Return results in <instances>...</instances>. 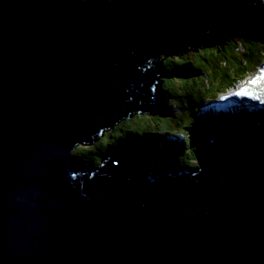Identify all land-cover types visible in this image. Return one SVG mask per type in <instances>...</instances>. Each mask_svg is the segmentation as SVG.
Masks as SVG:
<instances>
[{
    "label": "water",
    "instance_id": "1",
    "mask_svg": "<svg viewBox=\"0 0 264 264\" xmlns=\"http://www.w3.org/2000/svg\"><path fill=\"white\" fill-rule=\"evenodd\" d=\"M106 1L0 0V264H264V112L205 130L194 168L153 176L136 144L70 167L154 109L150 60L217 43L181 0L143 16Z\"/></svg>",
    "mask_w": 264,
    "mask_h": 264
},
{
    "label": "rangeland",
    "instance_id": "2",
    "mask_svg": "<svg viewBox=\"0 0 264 264\" xmlns=\"http://www.w3.org/2000/svg\"><path fill=\"white\" fill-rule=\"evenodd\" d=\"M125 1L134 3L135 8L142 7L145 10L152 6L150 4H153V0H144V2H142L143 4L140 6L136 4L139 0ZM181 1L183 6L186 7V10L188 9L189 11L198 9L195 8L197 6L200 7L197 4V0L195 1L196 4H193V2L191 3L189 0ZM200 1L201 3L203 2L202 0ZM210 1L211 2L208 3L209 9L203 7L201 10L199 9V12L206 11L211 15V21L215 26L212 30V35L217 37V43L211 47L197 48L182 53L173 52L167 56L162 55L156 57V59H152L153 61H149L147 65L150 64L154 66L157 72H161L162 67L171 72L179 69L182 70L178 73L160 75L157 83H155L159 93L154 94V96L157 100V105H159V103L162 105L159 107L160 109L157 108L153 101L148 102V104L150 103L149 105L154 106L153 110L134 112L130 114L127 120H121L123 121V126L127 124L128 126L131 125L137 133H145V135L152 139L151 141L156 140V145L160 144L159 141H166L160 139V135H156V133H162L164 136L173 137L176 140L180 137L181 142L183 141L186 147L184 148V152H179L177 150L174 152L180 154L183 161L191 154L195 163L194 167L197 166L198 162L197 154L199 153L197 152V148L200 137L202 133L208 129L205 118L200 115L205 108H209V105L202 103L200 107H203L194 110L195 95L201 100L209 98L216 100L217 104H222L223 102L226 104L228 102L226 100L228 99H225V101L222 100L223 88L220 89V87L223 82H227L236 76H243L252 86L264 89V75L260 74L261 68L264 69V66H262V64L264 65V43L262 44L260 42L264 41V11L258 9L251 12L250 5L247 4L246 0ZM158 2L159 0H156V3ZM231 5H244L247 9L236 12L238 16L231 19H226L223 15L222 19L226 20L217 19L216 14H218L219 11L224 12V14H230ZM229 20L234 21L233 25L228 26L234 31L231 29L225 30L219 26V24H224L225 21ZM217 30L219 32L224 31L223 33L225 35H227L228 32L232 35L228 38H224L222 35L219 37V35H215V33H218ZM223 41L225 45L223 44L221 46V42ZM261 48H263L262 52L260 51ZM175 53H177V56L173 55ZM147 65L145 68H147ZM184 66L190 68L186 69ZM181 84L182 86H179ZM178 87L181 88L182 92H180L177 97H174L173 91L178 89ZM156 96H158V99ZM205 100H203V102H205ZM235 105L238 106V104ZM243 106L252 109L249 105ZM253 110L264 112V109L254 108ZM227 119L228 121L225 127L216 129L215 131L213 130V136L215 135L216 139L222 138V136L219 135V131H223L224 128H227L226 126H228V131H231L236 125L237 121L234 118L228 117ZM173 120H175V122H173ZM121 121L118 123L116 122L107 129H103L101 136L98 137L92 146H77L71 153V155L74 154L73 157H70L71 160L75 158L74 164H83L79 162V158H86L87 161L89 158L93 160L96 158V162L93 160H89V162L93 161L94 164L96 163L99 165L101 158L107 157V152L113 153V151H118L120 146H124L123 142L130 139L138 141L143 138V136L135 134L132 129H127L126 126L122 128L123 130L118 132V125ZM175 131L177 135H179L178 138L174 134ZM170 154L174 156V153L171 151ZM162 158L165 160L157 159L156 163H154L155 167L151 175L154 176L155 174H159L161 169H163L160 166H165L163 165L164 163H168L169 166L172 165L170 162L178 163L176 158L172 156H163ZM162 161L164 162L163 164L161 163ZM153 176H150V178Z\"/></svg>",
    "mask_w": 264,
    "mask_h": 264
},
{
    "label": "trees",
    "instance_id": "3",
    "mask_svg": "<svg viewBox=\"0 0 264 264\" xmlns=\"http://www.w3.org/2000/svg\"><path fill=\"white\" fill-rule=\"evenodd\" d=\"M158 1V0H157ZM164 1H166V0H164ZM207 1V0H206ZM159 2L161 3V2H163V0H159ZM159 2L157 3V5H159ZM200 3V4H199ZM143 3L142 2H140V1H138V5H142ZM197 4L200 6V7H198L197 5H195V6H197V7H195V8H198V9H196L195 11H198L199 9L201 10L203 7H206V6H204V4H207V2H202L201 3V1H198L197 0ZM232 6V8H231V10H230V14H224V12H222V11H219L218 12V14H216V16H217V19H219V20H226V19H231V18H233V17H235V16H238L237 15V13L236 12H238V11H242V10H245V9H247L246 8V6H244V5H235V6H233V5H231ZM222 15L223 16H225V18L226 19H222ZM233 23H234V21H232V20H229V21H225L224 22V24H225V26H224V24H219V26L220 27H222V28H224L225 30H232V31H234L232 28H230V27H228L229 25H233ZM224 32V31H223ZM223 32H220L219 34L217 33H215V35L216 36H218L219 35V37H221V35L224 37V38H228V37H230L232 34L230 33V32H228V34L227 35H225ZM218 40V39H217ZM225 42L223 41V42H221V46L224 44ZM225 45V44H224ZM182 53V52H181ZM173 55H177V53H175V54H173ZM184 68H186V69H189L190 67H187V66H184ZM193 69H195V68H193ZM197 69V68H196ZM161 72L162 73H164V74H166V75H169L170 73H171V71H168V70H165V69H163V67H162V69H161ZM184 72V71H183ZM187 72V71H186ZM190 73H192V72H190ZM158 93H159V91H158ZM163 104V103H162ZM162 105L159 103V105H157V108L158 109H160L159 107H161ZM127 120V119H126ZM122 122L123 121H121L120 122V124L118 125V127H119V130H118V132H120L121 130H123L122 128L123 127H125L126 126V128L128 129V128H130V129H132L133 130V132H135L138 136L139 135H141V136H143V138H141V140H138L139 141V143L140 144H138L139 145V147H141V149L143 150V151H145V154L148 156V157H150V158H154V159H160V158H162L163 156H168V151L170 152H172V153H174V156L176 157V158H178V157H180L181 159H182V161H181V163H177V167H179V165H181V166H183V167H194L195 166V163H194V161H193V156L190 154V156H187V158L185 159V161H183V158H182V156L180 155V154H178V153H176V152H174V151H179V152H183V149L186 147L185 145H183V144H177V143H174L173 142V145L174 146H179V147H176V148H174L171 144H168V143H166V145H164L163 143L161 144V142H163V141H159L160 142V144L159 145H156L155 143L157 142L156 140H153V141H151L152 139L151 138H149L147 135H145V133H142V132H136V131H134L135 129L133 128V126H128V125H124L123 126V124H122ZM155 132V131H154ZM154 132H150V133H154ZM156 135H163L164 136V134H162V133H159V134H157L156 133ZM120 137H122V136H120ZM145 138V139H144ZM130 142H132V139H130L129 140ZM74 155V154H73ZM73 155H71L72 157H73ZM77 157V156H76ZM169 157V156H168ZM179 158V159H180ZM96 158H94V160L93 159H91V158H89L88 159V161L87 162H89V160H93L94 162H96V160H95ZM163 159V158H162ZM163 160H165V159H163ZM93 161H91V162H89L88 164H90V165H98V164H94V162ZM162 164L164 163L163 161L161 162ZM81 165V164H80ZM163 165H165V166H160L161 168H167V167H169V165H168V163H164ZM82 166V165H81ZM170 166H172V165H170ZM172 167H174V168H176V166H172Z\"/></svg>",
    "mask_w": 264,
    "mask_h": 264
},
{
    "label": "bare ground",
    "instance_id": "4",
    "mask_svg": "<svg viewBox=\"0 0 264 264\" xmlns=\"http://www.w3.org/2000/svg\"><path fill=\"white\" fill-rule=\"evenodd\" d=\"M164 1V0H163ZM191 3L193 2V4H196L195 3V1L196 0H189ZM198 1H200V0H198ZM203 2H207V4H204V6H206V8H208L209 9V5H208V3H210L211 1L210 0H202ZM156 3V0H153V4H154V8L155 9H157V3ZM218 6V5H217ZM216 9V8H215ZM210 10H212V9H210ZM256 10V9H255ZM254 9H251L250 8V11L251 12H253V11H255ZM200 11V10H199ZM190 12H192V13H196V12H198V11H190ZM217 32H218V34L220 33L218 30H217ZM156 59V58H155ZM179 86H182V84L181 85H179ZM153 86H151L150 88H152ZM180 92H182V90H181V88L180 87H178V89H176V90H174L173 91V94H174V97H177V95L180 93ZM154 101V100H153ZM174 118V117H173ZM251 118V117H250ZM173 122H175V120H173ZM128 125V124H127ZM136 134V133H135ZM174 134H175V136H177V138L179 137V135H177V133H176V131L174 132ZM124 137H126V136H124ZM127 138V137H126ZM159 138L160 139H162V140H168V139H173V138H171V137H167V136H163V135H160L159 136ZM133 141H136V142H133ZM177 142H179V144L181 143V140H180V137L177 139ZM124 143V145H125V147L127 148L128 146L129 147H131L132 145H134V144H136L137 145V143H138V141L137 140H132V142H130L129 140L128 141H126V142H123ZM127 144V145H126ZM138 144H140V143H138ZM168 156L170 157V156H172V157H175V156H173L172 154H170V152L168 151ZM176 158V157H175ZM180 157H178V158H176V160H180L179 159ZM75 159V158H74ZM74 159H70V167H73L74 169H80V170H82V169H89L90 168V166L89 165H87V159L85 158V159H83V158H79L78 160H79V162H81V163H83L82 164V166H80V164L79 163H77V165H75L74 163H75V161H74ZM170 164H176V167H177V163H173V162H170ZM93 167H95V165L93 166ZM79 173H81V172H79Z\"/></svg>",
    "mask_w": 264,
    "mask_h": 264
},
{
    "label": "clouds",
    "instance_id": "5",
    "mask_svg": "<svg viewBox=\"0 0 264 264\" xmlns=\"http://www.w3.org/2000/svg\"><path fill=\"white\" fill-rule=\"evenodd\" d=\"M126 119H127V118H126ZM208 128H209V127H208ZM210 129H211V128H210ZM216 129H217V128H216ZM216 129H215V130H216ZM211 130H212V129H211ZM213 130H214V129H213ZM213 130H212V131H213ZM215 130H214V131H215ZM172 146H173L174 148H176L174 145H172ZM197 152H198V150H197ZM197 161H198V160H197ZM154 162H155V161H154ZM96 166H97V165H96ZM169 167H172V166H169ZM193 168H194V167H193Z\"/></svg>",
    "mask_w": 264,
    "mask_h": 264
}]
</instances>
